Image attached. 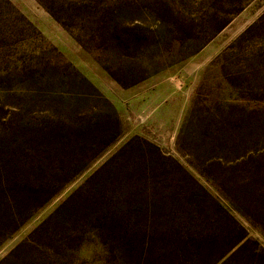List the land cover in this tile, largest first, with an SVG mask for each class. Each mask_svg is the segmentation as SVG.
Segmentation results:
<instances>
[{
    "label": "rangeland",
    "instance_id": "374dc122",
    "mask_svg": "<svg viewBox=\"0 0 264 264\" xmlns=\"http://www.w3.org/2000/svg\"><path fill=\"white\" fill-rule=\"evenodd\" d=\"M0 264H264V0H0Z\"/></svg>",
    "mask_w": 264,
    "mask_h": 264
}]
</instances>
